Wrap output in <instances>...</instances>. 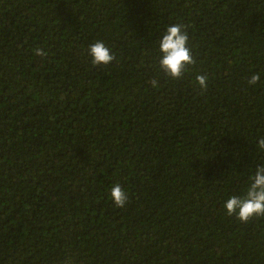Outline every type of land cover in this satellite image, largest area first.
I'll list each match as a JSON object with an SVG mask.
<instances>
[{
    "label": "trees",
    "instance_id": "trees-1",
    "mask_svg": "<svg viewBox=\"0 0 264 264\" xmlns=\"http://www.w3.org/2000/svg\"><path fill=\"white\" fill-rule=\"evenodd\" d=\"M175 24L180 80L159 64ZM259 138L264 0H0V264H264V217L224 209Z\"/></svg>",
    "mask_w": 264,
    "mask_h": 264
},
{
    "label": "clouds",
    "instance_id": "clouds-1",
    "mask_svg": "<svg viewBox=\"0 0 264 264\" xmlns=\"http://www.w3.org/2000/svg\"><path fill=\"white\" fill-rule=\"evenodd\" d=\"M189 36L184 26L175 24L169 26L159 42L161 59L159 61L161 70L171 79L180 80L188 70L195 64L192 50L188 47ZM92 57L93 65L108 66L115 60V55L101 41L90 45L88 50ZM37 56H46L42 49L35 50ZM207 76L197 75L196 81L201 90L208 88ZM260 81V75L253 74L248 80L249 85H256ZM153 87L157 81H150ZM258 148L264 150V138H259ZM251 183L244 197L232 196L224 204V209L229 216L236 215L242 223H248L254 218L264 217V165L256 168L255 173L250 177ZM111 198L118 208H123L128 203L127 193L116 184L111 189Z\"/></svg>",
    "mask_w": 264,
    "mask_h": 264
}]
</instances>
